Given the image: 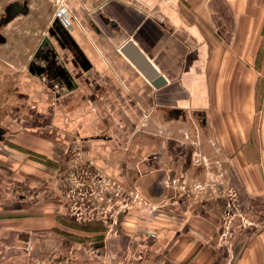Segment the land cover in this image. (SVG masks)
Masks as SVG:
<instances>
[{
	"label": "crops",
	"instance_id": "obj_1",
	"mask_svg": "<svg viewBox=\"0 0 264 264\" xmlns=\"http://www.w3.org/2000/svg\"><path fill=\"white\" fill-rule=\"evenodd\" d=\"M61 2L41 37L65 70L38 69L59 103L0 139V264H264V0ZM128 40L164 87L122 52ZM72 148L154 214L123 215L111 234L99 211L89 230L69 224Z\"/></svg>",
	"mask_w": 264,
	"mask_h": 264
},
{
	"label": "rangeland",
	"instance_id": "obj_2",
	"mask_svg": "<svg viewBox=\"0 0 264 264\" xmlns=\"http://www.w3.org/2000/svg\"><path fill=\"white\" fill-rule=\"evenodd\" d=\"M60 1L0 0V127L5 130V133L6 130L19 131L22 129L21 121L23 122L30 114L40 117L39 108L41 100H47L55 107L62 96L61 93L57 92L58 88L53 80L50 81L49 86H45V83L40 81L39 78L43 74L38 70L41 64L46 61L52 66L65 67L59 62V57L53 47L57 43V39L55 37L52 38L49 33L45 35L44 39L41 37L42 33L47 30L46 27L49 19L60 10ZM37 46H44V48L46 46V49H49V52H46L47 55L43 57L35 54L32 55L31 53L34 52ZM35 70L36 73H34ZM82 141L84 140H75L76 143ZM65 159L68 160L65 161L66 166L63 169L65 179L59 191H64L63 208L67 222L76 224L89 223V218H94L95 213L98 211L102 212L103 216V212H106L107 221L110 217L113 220L118 209L121 207V203L118 202L122 201L121 199L128 201V207L126 210L120 212V215L118 214L119 220H122L123 215L126 216V214L135 211L148 215L154 214V208L151 204L136 206L130 202V193L121 196V199L118 196L113 197L112 201H109L108 198L111 196L109 190H113L112 188H115V186L110 180L101 179L100 181L97 177L98 173H94L89 167L90 163L82 158L79 151H73V148L66 151ZM85 164H89L90 175H85L81 171L82 166L80 165L84 166ZM82 176H86V180L82 179ZM88 176L90 178L97 177L94 180L97 188H95L93 198L90 196V193L94 189H91L89 186L92 182L87 179ZM105 180L106 182H104ZM40 184L34 183V189L37 190ZM121 187V191L124 192L122 185ZM58 188L59 186L57 185L56 190ZM209 191L212 192V190ZM101 197L104 199H101ZM227 198L229 197L225 194L224 199L226 200ZM89 199L93 200L90 201ZM125 201L123 202L125 203ZM92 202L97 206L96 209L92 205ZM105 202H108L107 206H104L103 203ZM225 211L227 210L225 209ZM96 220L93 219L91 222H98ZM119 220L117 224L113 221L115 229L120 225ZM101 243H97L95 246L102 248V246L100 247V245H103ZM128 264H138V261L134 259L132 262H128Z\"/></svg>",
	"mask_w": 264,
	"mask_h": 264
},
{
	"label": "built area",
	"instance_id": "obj_3",
	"mask_svg": "<svg viewBox=\"0 0 264 264\" xmlns=\"http://www.w3.org/2000/svg\"><path fill=\"white\" fill-rule=\"evenodd\" d=\"M63 12H64V2H61L60 3V10L56 13V15H57V17L58 18H60L61 16H63ZM80 166H82V169H81V171L85 174V175H90V172H89V168H88V165L87 164H85L84 166L83 165H80ZM86 168V169H85ZM88 169V170H87ZM91 175H92V173H91ZM98 176V178H99V180L101 181V179L102 180H104V179H106V178H103V177H101L100 176V174H97ZM86 177V176H85ZM85 177L84 176H82V179H84V180H86L85 179ZM97 177L96 176H94L93 178H90V176H88V180L90 181V182H92L89 186H90V188L91 189H94L91 193H90V196L93 198V195H94V193H95V188H97V185L95 184V179H97ZM108 181L110 180L111 181V183L115 186V188H112L113 190H109V194L111 195V196H114V197H118L119 196V198L121 199V196L124 194V192H122L121 191V189H122V187H121V185L120 184H118V183H116V182H113L112 181V179H107ZM104 182H106V180L104 181ZM131 201L130 202H132L133 204H135L136 206L137 205H145L146 203H145V201L139 196V195H137V194H135V193H133V194H131ZM101 199H104L103 197H101ZM112 199H113V197H111V199H109V201H112ZM90 201H92L91 199H89ZM97 200V199H96ZM122 201H118L119 203H121V207L118 209V211H117V213H116V215L114 216V219L112 220V217H110V222L109 221H107L106 219V212H103V214H104V218L103 219H105L106 220V222H107V225L109 226V228H108V233L109 234H111L113 231H115L116 232V230H115V226H114V223L116 224L117 223V221H118V214H120V212H122L123 210H126L127 209V207H128V201H125L126 199H121ZM123 201H125V203L123 202ZM95 203H93L92 202V205L95 207V209H96V207L97 206H95L94 205ZM110 205V204H109ZM89 206H90V204H89ZM102 213V212H101ZM100 213V214H101ZM113 221H114V223H113ZM109 222V223H108ZM229 225H227L226 227H225V230H224V232L222 233V235H221V240H223V238H226L227 237V235H228V231L227 230H229V227H228ZM89 251H91V252H93V253H95V249H89ZM106 253V252H105Z\"/></svg>",
	"mask_w": 264,
	"mask_h": 264
},
{
	"label": "water",
	"instance_id": "obj_4",
	"mask_svg": "<svg viewBox=\"0 0 264 264\" xmlns=\"http://www.w3.org/2000/svg\"><path fill=\"white\" fill-rule=\"evenodd\" d=\"M122 52L126 54L134 62V64H136L138 69L155 88L160 89L167 84L165 77L158 72L150 60L135 46L133 41L128 40L122 46Z\"/></svg>",
	"mask_w": 264,
	"mask_h": 264
},
{
	"label": "trees",
	"instance_id": "obj_5",
	"mask_svg": "<svg viewBox=\"0 0 264 264\" xmlns=\"http://www.w3.org/2000/svg\"><path fill=\"white\" fill-rule=\"evenodd\" d=\"M69 224H71L72 226H78V224H76V223H72V222H68ZM80 226V225H79ZM80 227H83V228H86V229H90L91 227H92V225H90V224H86V225H81ZM101 237H103V236H99V238H101Z\"/></svg>",
	"mask_w": 264,
	"mask_h": 264
},
{
	"label": "flooded vegetation",
	"instance_id": "obj_6",
	"mask_svg": "<svg viewBox=\"0 0 264 264\" xmlns=\"http://www.w3.org/2000/svg\"><path fill=\"white\" fill-rule=\"evenodd\" d=\"M5 130L0 127V139L4 138Z\"/></svg>",
	"mask_w": 264,
	"mask_h": 264
}]
</instances>
